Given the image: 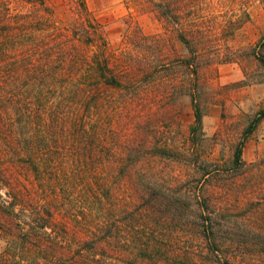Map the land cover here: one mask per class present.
Here are the masks:
<instances>
[{
  "label": "trees",
  "instance_id": "16d2710c",
  "mask_svg": "<svg viewBox=\"0 0 264 264\" xmlns=\"http://www.w3.org/2000/svg\"><path fill=\"white\" fill-rule=\"evenodd\" d=\"M74 1L77 17L65 24L46 0H0V264H264V194L253 206L259 227H248L220 212L202 182L226 185L264 165L242 159L264 110L231 164L209 169L202 158L201 184H172L177 148L151 112L169 104L143 97L168 83L188 95L189 136L200 146L199 71L234 61L240 48L215 44L211 26L191 17L192 0H122L162 21L186 50L172 46L165 61L161 38L144 63L138 51L111 48L87 0ZM126 36L135 51L144 46ZM241 50L264 68L260 52Z\"/></svg>",
  "mask_w": 264,
  "mask_h": 264
},
{
  "label": "rangeland",
  "instance_id": "374dc122",
  "mask_svg": "<svg viewBox=\"0 0 264 264\" xmlns=\"http://www.w3.org/2000/svg\"><path fill=\"white\" fill-rule=\"evenodd\" d=\"M46 1L54 20L59 23L69 24L77 17L74 0ZM190 5L195 8L191 17L211 26L208 33L215 44H221L222 49L225 45L232 49L240 48V56L234 61L212 63L199 71L202 81L200 104L204 111L202 134L199 136L202 144L193 146L189 136L194 118L188 95H176L175 87L168 83L161 92L160 84L152 86L153 89L149 87L150 91H146L143 97L150 99L149 103H159L160 98L169 104L162 110L153 106L151 112H154V117H163L159 131L170 136L172 147L177 148L171 164L172 184L189 181L199 185L201 180L196 181L194 177L202 174V158L211 163L209 169L218 167L223 170L231 164L235 148L244 138L245 128L264 110V68L256 56L241 50L252 47L264 56V0H192ZM87 7L95 19L105 23L106 38L111 48L119 51L121 56L130 58L138 51L133 59L141 57L145 63V54L153 46L150 42L161 38L165 49L164 56H161L163 60L172 59V46L186 52L182 43L172 40V33L165 29L162 21L150 13L127 9L122 0H87ZM126 35L138 36L140 45L144 46L135 51L133 45L127 43ZM167 92L172 94L167 95ZM242 150V159L246 163L264 159V116L244 138ZM202 182L205 190L218 201V210L230 213L228 218L251 227L258 219V213H262V209L253 206L264 194V165L226 182V185L215 179Z\"/></svg>",
  "mask_w": 264,
  "mask_h": 264
}]
</instances>
